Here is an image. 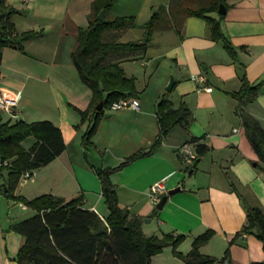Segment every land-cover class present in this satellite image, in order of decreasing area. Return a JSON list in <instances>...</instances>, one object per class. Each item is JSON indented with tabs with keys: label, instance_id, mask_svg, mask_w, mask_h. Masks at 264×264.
<instances>
[{
	"label": "crops",
	"instance_id": "obj_1",
	"mask_svg": "<svg viewBox=\"0 0 264 264\" xmlns=\"http://www.w3.org/2000/svg\"><path fill=\"white\" fill-rule=\"evenodd\" d=\"M92 1L63 0L64 19L59 21L33 18L16 8L18 29L42 33L26 41L24 50L13 46L2 50L0 94L18 97L15 116L6 113L3 119L49 120L60 128L65 148L35 169L32 180H19L14 195L33 198L51 193L66 200L81 195L83 206L103 217L108 209L103 206L94 167H114L134 152L148 149L159 132L156 106L166 95L174 108L181 103L189 108L188 126L173 125L152 153L111 171L109 177L116 185L119 205L143 216L146 234L157 230L159 234L184 233L178 250L186 253L194 237L212 229V237L200 251L219 258L228 240L245 223L243 201L264 211V166L245 134L236 110L238 100L229 94L239 90L243 73L251 83L264 79V0H224L220 29L235 49V59L221 40L211 37L207 21L199 16H186L178 32L155 31L145 52L119 61L125 74L135 78L136 93L132 96L139 99V108L105 107L86 146L84 133L95 115L90 113L81 121L76 108L88 107L92 91L79 78L71 54L78 45V28L88 23ZM168 1L116 0L106 15H133L141 25ZM196 74L205 76L210 91L198 88L191 78ZM171 76L174 84L167 91ZM245 109L264 128V83ZM191 137L198 139L189 140ZM28 138L27 144V138L22 141L25 147L34 142L33 137ZM184 141H190L195 151L199 143L208 147L194 167H187L177 153ZM161 178H165L166 191L177 186L180 190L168 195L162 208L153 214L149 187ZM4 180L5 174L0 183ZM15 202L26 214L15 208ZM19 203L0 193V264H17L14 258L25 237L10 225L34 214L33 209L22 208ZM229 249L230 262L217 264H250L264 259L261 241L253 234L243 233ZM161 253L153 255L150 264H185L183 260L168 263Z\"/></svg>",
	"mask_w": 264,
	"mask_h": 264
},
{
	"label": "trees",
	"instance_id": "obj_2",
	"mask_svg": "<svg viewBox=\"0 0 264 264\" xmlns=\"http://www.w3.org/2000/svg\"><path fill=\"white\" fill-rule=\"evenodd\" d=\"M115 1H92L88 23L78 28V45L71 54L79 78L92 91L88 107L84 110L76 108L81 121L90 113L95 115L92 125L84 133L86 146L102 110L123 95H135V78L125 74L119 61L145 52L155 31L173 29L178 32L186 16H199L207 21L211 37L221 40L235 59V49L220 29L219 21L224 14L219 13L218 8L221 3L225 5L224 0H169L167 5H159L153 10L141 25L136 24L133 15L109 18L106 11ZM101 9L105 11L106 21H101L97 16ZM16 13V8L6 0H0V63L4 47L24 50L26 41L42 33L34 29L17 30L12 19ZM131 28L142 29V37L121 40L122 34ZM263 83L264 79L251 83L243 73L239 90L229 94L238 100L236 110L242 119L245 134L264 166V128L245 109L257 97ZM100 102L102 108L98 110L96 107ZM156 116L159 132L148 149L134 152L114 167H94L108 209V213L101 217L95 210L83 206L81 195L68 200L51 193L33 198L14 195L22 172L49 163L64 150L65 143L60 128L49 120L11 121V118L3 119L0 112V157L9 161L6 165H0V177L6 175V180L0 183V193L34 210L30 217L10 225L11 229L25 237L14 258L17 264H150L151 257L167 245L185 264L228 263L229 247L243 233L256 236L264 251V211L258 205L243 201L245 223L228 240V246L219 258L200 251L201 245L212 237V229H206L194 237L189 251L183 253L177 247L185 239L184 233L146 234L142 229L143 216L132 214L119 205L116 185L109 177L111 171L152 153L173 125L180 123L188 126L191 112L184 103L174 108L170 99L163 95L157 103ZM28 137H33L34 142L25 147L22 141ZM197 139L191 137L189 140ZM207 149L206 144H197V158L193 167ZM157 212L155 207L153 214ZM250 264H264V259L251 261Z\"/></svg>",
	"mask_w": 264,
	"mask_h": 264
},
{
	"label": "built area",
	"instance_id": "obj_3",
	"mask_svg": "<svg viewBox=\"0 0 264 264\" xmlns=\"http://www.w3.org/2000/svg\"><path fill=\"white\" fill-rule=\"evenodd\" d=\"M24 2H30L31 0H21ZM191 78L195 80L198 84V88H203L204 90L210 91L212 87L205 84V76L203 74L192 75ZM18 97L9 98L0 94V112L8 113L11 116H15V106L17 104ZM111 110H118L123 108L138 109L139 108V99L132 95H123L117 100H114L108 107ZM177 153L186 163L187 167L192 166L194 160L197 158V152L194 150L192 143L190 141H184L177 147ZM7 159H2L0 157V165L8 164ZM35 170H25L22 172L20 179L25 181L27 179H33ZM166 193V182L165 178H161L153 182L149 187V199L151 203L156 207L161 196ZM22 208H26V204L23 202L19 203Z\"/></svg>",
	"mask_w": 264,
	"mask_h": 264
},
{
	"label": "rangeland",
	"instance_id": "obj_4",
	"mask_svg": "<svg viewBox=\"0 0 264 264\" xmlns=\"http://www.w3.org/2000/svg\"><path fill=\"white\" fill-rule=\"evenodd\" d=\"M80 2L88 3L89 0H80ZM6 3L12 5L14 8L20 9L21 11H23L24 13H26L28 15L33 16V18H37V17L46 18V19L49 18V20H53V21H59V20L64 19V16H63L64 12L61 9V4L63 3V0H32L31 2H24L21 0H6ZM12 19H13L14 23L16 24V20H14V19H19V18H18V16L13 15ZM38 20L39 19H37V21ZM33 23H35V22H33ZM16 29L21 31L17 27H16ZM141 34H142L141 29L132 28L128 31V34L122 35L120 39L121 40L127 39V38L137 39V38L141 37ZM2 115H3V117L7 116L5 112H2ZM28 140H29V138L24 140V144H27ZM188 174H187V176H188ZM27 184H29V183H27ZM14 205H15V208H17V210H19V212H23L26 214V211L20 209V206H18L17 203ZM103 206H105L104 203H103ZM154 224L155 223H151L149 225L155 226ZM159 232L160 231L157 230L155 232V234L158 235ZM171 250H172L171 246H169V245L165 246L162 250V253L160 252L161 253L160 256L162 258H164V260L167 261L168 263L175 262L174 260L181 262L180 260H182V259L175 256L173 251H171Z\"/></svg>",
	"mask_w": 264,
	"mask_h": 264
},
{
	"label": "water",
	"instance_id": "obj_5",
	"mask_svg": "<svg viewBox=\"0 0 264 264\" xmlns=\"http://www.w3.org/2000/svg\"><path fill=\"white\" fill-rule=\"evenodd\" d=\"M218 12L221 13V14H224L225 13V5L223 3L219 4V8H218ZM98 18L101 20V21H106V18H105V11L104 9H101L98 13ZM174 84V77L171 76L170 77V80L168 82V84L166 85V90L167 91H170L172 89V86ZM98 110H100L102 108V102L99 103V105H97L96 107ZM180 190V186H177V187H174V188H170L166 191V193H164L159 202L157 203L156 205V208L157 209H161L163 204L165 203L166 201V198L168 195H172L174 194L175 192L179 191Z\"/></svg>",
	"mask_w": 264,
	"mask_h": 264
}]
</instances>
